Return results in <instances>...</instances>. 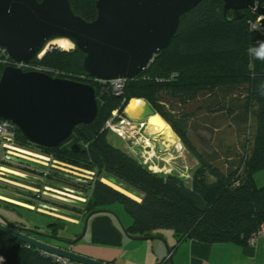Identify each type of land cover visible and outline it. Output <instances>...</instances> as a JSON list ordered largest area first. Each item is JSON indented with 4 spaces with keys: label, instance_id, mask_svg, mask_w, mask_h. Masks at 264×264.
<instances>
[{
    "label": "trees",
    "instance_id": "trees-1",
    "mask_svg": "<svg viewBox=\"0 0 264 264\" xmlns=\"http://www.w3.org/2000/svg\"><path fill=\"white\" fill-rule=\"evenodd\" d=\"M70 1L75 14L87 22L96 20L98 0ZM247 1L264 4V0ZM227 15L229 18L230 13ZM254 18L255 14L247 10L244 18L230 22L225 16L224 0H205L181 18L179 30L169 48L162 51L138 77L127 80L120 97L100 99L94 123L75 128L64 144L56 148L33 145L17 128V142L21 147L37 149L96 173L95 181L87 182L52 172L47 183L58 187L53 184L55 180L78 185L84 191H65L86 200L75 205L73 202L42 199L52 204L53 207L48 205V210L75 218L84 224L93 212L106 213L105 210L110 206L120 203L133 220L125 232L134 239L159 238L164 231L170 230L177 244L186 240L206 244H247L264 224V186L258 187L255 183V175L264 170V96L257 90L258 84L264 81V61L254 60L248 54L249 46L257 40H264V34L250 30L249 22ZM0 58H3L1 47ZM84 58L85 55L77 49L69 53L53 50L43 60L35 59L32 63L41 65L52 78L89 84L98 93L94 78L84 75ZM6 67L0 62V79ZM240 87L246 88L245 102L240 109L249 123H253L249 131L250 142L244 145L245 153L235 160L231 159L233 162L229 160L227 170H223L206 159L192 143L188 136L190 116L175 114L170 100L177 99L186 105L203 96L218 98L219 91L229 94ZM133 100L147 102L155 115L171 126L197 161L191 184H187L177 173H153L108 140L109 133L104 130L106 122L116 110L119 115L126 116L125 111ZM208 109L214 111L211 106ZM215 110L231 115L236 113L235 109L228 108L222 102ZM73 144L79 145L78 152L72 148ZM15 163L22 169L38 170L21 159L10 157L7 160L5 154L0 161L1 165ZM41 173L44 174L43 171ZM102 179L139 197L141 201L103 183ZM3 189L0 184V195L12 199ZM17 190L35 198L32 193ZM6 205L9 208L28 209L20 205ZM51 227V234L61 241L74 240L60 237L57 223ZM53 244L66 247L60 242ZM0 254L6 258V264H58L44 252L3 233H0Z\"/></svg>",
    "mask_w": 264,
    "mask_h": 264
},
{
    "label": "water",
    "instance_id": "water-1",
    "mask_svg": "<svg viewBox=\"0 0 264 264\" xmlns=\"http://www.w3.org/2000/svg\"><path fill=\"white\" fill-rule=\"evenodd\" d=\"M204 1L98 0L97 18L87 22L75 14L70 0H0V47L15 62L29 64L45 57L54 42L64 40L85 55V76L105 82L134 79L169 48L181 18ZM254 8L247 0H224L225 16L230 22L244 18L245 11ZM261 13L264 15V9ZM98 112L96 90L89 84L11 66L3 71L0 120L14 124L33 145L59 147L69 140L75 128L94 123ZM154 115L148 104L143 119ZM72 148L76 152L80 149L77 144ZM101 213L93 212L86 218L84 230L75 240L61 241L54 236L18 227L13 229L1 223L0 233L79 264H105L73 251L84 239L90 219Z\"/></svg>",
    "mask_w": 264,
    "mask_h": 264
},
{
    "label": "rangeland",
    "instance_id": "rangeland-1",
    "mask_svg": "<svg viewBox=\"0 0 264 264\" xmlns=\"http://www.w3.org/2000/svg\"><path fill=\"white\" fill-rule=\"evenodd\" d=\"M251 17L252 16H250V18ZM49 49L51 51L60 50V51H64L66 53H69V52L73 51L75 48H72L69 50H63L56 45H51ZM43 58L44 57H42L41 60H43ZM110 96H115V95L110 94L109 96H105V98L110 97ZM245 97H246V88L240 87V88H237L236 90H234L233 92H230L229 94H226L224 91H219L218 98H216V97L214 98L211 96H203V97H200L199 99H197L196 101L188 103L186 105H183L182 102L177 101V99L171 98V100H170L171 103L174 105V113L175 114H177V115L179 114L180 116L186 114V115L190 116L189 117V134H188V136L192 140V143L195 144L197 149L206 157V159H208L212 164L220 167L223 170H227L226 165H227V162L229 160H230L229 162H233V160H235V158H238V156H241L242 154L245 153L244 145L247 146L250 142V141H248L249 131L251 130V125L253 123H251V124L249 123L250 121H248V119L245 117L244 113H242V109H240V107H242L244 102H245ZM97 101H99V100H97ZM142 101H144V100H142ZM131 102L129 103V106L131 105ZM220 102H222L223 104L228 106V108L232 107L233 109H235V112H236L235 115L234 114L233 115L228 114L227 112H217L215 109L218 107V104ZM129 106L127 107V109L129 108ZM145 106H148V104H147V102L144 101V107L143 108H145ZM209 106H211L213 108V109H211L212 111L214 110L213 112H211L208 109ZM129 113H131V112H129ZM133 114H135V113H133ZM125 115H126V117H128V114L126 113V111H125ZM148 119L144 121L145 122L144 124H146V122H147V127H148ZM153 134L151 136L155 135V137H156L158 135V133L157 134L155 133L154 135ZM108 140L111 141L114 146H116L120 150L124 151V148H122V147H125V144H126L125 142H123L122 140H120L119 138H117L116 136H113L111 134L108 135ZM159 140L162 144L167 145V147H164V148H166V150H169V148L172 151L175 148H176L175 150H179L180 152H177V154L181 153L183 155V157H186L188 163L186 162L187 165L186 164L185 165L189 167L190 171L192 170V168L197 167V165H196L197 163H195L194 158L191 156V154L188 153L186 147L183 145L181 140L178 141V138H177L176 139L178 142L177 144H175V142H176L175 138H170V139L159 138ZM119 142H121L122 144L121 143H120L121 145L118 144ZM115 144H117V145H115ZM180 144H181V147L178 146ZM128 149L131 150L130 147H128ZM125 153L134 158L133 154L130 153V151L129 152L126 151ZM45 154H48V153H45ZM3 156H4V151L0 148V161H1V158ZM10 157L14 158V159L16 158L15 156H10ZM10 157L8 155H6L7 160ZM53 157L60 162H64V163H67L69 165H72L69 162L57 159L55 156H53ZM16 159H18V158H16ZM135 159H137V158H135ZM231 159H233V160H231ZM29 163H31V162H29ZM31 164H33V162ZM185 165H184V167H182V169H186ZM72 166H74V165H72ZM35 167H37L38 170L35 169V171H32V169L31 170L22 169L20 166H17L16 163H15V165L14 164L13 165H5V164L1 165L0 164V184H2L3 187L5 188V189H3L5 191V194L14 198V199L13 198L11 199V198H7V197L0 195V213L3 214L6 218H8L11 222L16 223L18 225L19 224L23 225L22 229H26V230H30V231L33 230V231L43 233V234L52 233L51 225H53L54 223H57V225L59 227L58 234L60 237H67V238L75 240L76 235L83 232L84 227H85V223L81 226H76V225H73L70 223H65V222L77 221V219L71 218L69 216H65L63 214H59L56 212L47 211L49 208L48 205L52 206V204L51 203H45V202L41 201L42 199L43 200L47 199L44 196H43L44 198H41V199L37 198V193H34V190H31L29 188L32 186L28 185V183L32 184L33 181H31L29 179L27 180L23 177H20V175H24V176H28V177L38 179V178H40V176H43L41 172L44 170H40L43 167H40L38 165H35ZM79 168L83 169V170H88V169H85L82 167H79ZM4 170H6V171H4ZM194 170H192L191 173H193ZM88 171H90V170H88ZM91 172H94V171H91ZM51 173H50V175H51ZM56 173H59V172H56ZM75 173H77V175H74V176L69 175V176H72L73 178H77L79 180H83V181H87V182H94L96 179V176H95L94 180L88 181L87 179H85L82 176L84 173H80L78 171H75ZM62 174L68 175V174L63 173V172H62ZM161 174H163V173H161ZM16 178H19V179H16ZM102 180H103V182L107 181V182L111 183L110 181H108L106 179H102ZM186 183L191 184L192 182L190 180V181H186ZM255 183L258 187L264 186V170L258 172L255 175ZM53 184L58 185L57 188L62 193L56 194L60 198L50 199V197H49L48 199L58 200L59 202H67V203L73 202L74 204L75 203L77 204L78 202L83 203V201L72 197L75 195H72V194L64 191L65 189L70 190V191H84L81 187H78V185H74L71 183H69V184L60 183L59 181H55V180L53 181ZM61 187L63 189H60ZM24 188H26V189H24ZM32 188L37 189L36 187H32ZM17 189H20L26 193L27 192L32 193L35 195V198L33 195H32L33 196L32 197V196H27L26 194H24L22 192L19 193ZM29 190H31V191H29ZM40 190L42 193L43 190L42 189H40ZM76 197H79V196H76ZM15 198L35 201V203H34L35 206H31V207H34V210H32L31 208H28L26 206H21V205H24L23 204L24 202L17 201V199L15 200ZM82 198L83 197H81V199ZM1 202H5L6 204H8V203L14 204L15 206H19L21 204L19 207H22L25 209L28 208V209L24 210V209H17V208H11V207L9 208L8 205L1 203ZM15 203H17L18 205ZM70 204H72V203H70ZM40 206H43V207L45 206V207H44V209L38 208ZM54 208L60 209V207H57V206H54ZM110 208L112 209V211H114L115 213L117 212L120 215V216H118L119 218L117 217L118 221H120V220L126 221L125 216L130 218L129 214L127 213L126 209L124 208V206L122 204L116 203V204L112 205ZM29 209H31V210H29ZM39 209L45 210V212H42ZM66 210L70 211V212L72 211V210H68V209H66ZM73 213H75V212H73ZM63 221H65V222H63ZM40 239L47 242V243H50V241L48 239H44V238H40Z\"/></svg>",
    "mask_w": 264,
    "mask_h": 264
},
{
    "label": "crops",
    "instance_id": "crops-1",
    "mask_svg": "<svg viewBox=\"0 0 264 264\" xmlns=\"http://www.w3.org/2000/svg\"><path fill=\"white\" fill-rule=\"evenodd\" d=\"M173 133L175 134L174 131ZM175 136L178 141L181 140L176 134ZM154 140L156 148L166 152L162 156L164 161L170 160L180 170H187L192 174L191 171L195 167L189 170L186 166V162L188 163L186 157H183L181 153L177 154L179 150H175L176 148L173 151L170 148L166 150L158 137H154ZM175 141L177 144V140ZM122 148L124 151H130L134 156V152L128 149L126 144ZM194 161L197 163L195 159ZM154 162L159 168L170 165L159 160ZM184 165L186 169H182ZM158 167L157 170H159ZM137 198L140 202L141 199ZM110 207L105 210L106 213L95 215L90 219L84 239L73 247L75 253L105 264H264V236L258 237L253 243L248 241L247 244H206L195 240H186L177 244L174 233L167 230L159 238L134 240L125 232L133 224L130 215V218L125 216L126 221L120 220V222L117 219L120 215L112 211ZM68 223L76 226L83 225L80 220ZM80 234L82 233L76 236Z\"/></svg>",
    "mask_w": 264,
    "mask_h": 264
},
{
    "label": "built area",
    "instance_id": "built-area-1",
    "mask_svg": "<svg viewBox=\"0 0 264 264\" xmlns=\"http://www.w3.org/2000/svg\"><path fill=\"white\" fill-rule=\"evenodd\" d=\"M255 8L251 11V13L255 14V18L249 22L250 30L253 32H258L264 34V15L260 12V9H264V4L260 5L259 2L254 4ZM2 49V59L0 58V62L5 64L7 67H15L21 68L25 72H43L46 73L45 69H43L40 65L33 64L32 62L29 64H20L15 62L12 58L5 55V49ZM41 61V58H38ZM128 79H119L115 81L105 82L94 79V83L97 85V100L102 99L105 96H109L113 94L115 96H121L124 92V88L126 86ZM104 130H106L109 134L116 136L123 142L127 144L128 147L134 152V158H137L143 165H145L150 171L156 174H172L177 173L184 180H192V174H190L187 170H180L176 165L172 164L170 160L164 161L162 158L165 155L164 150H159L156 148V142L154 140L155 136H151L147 132L146 124L130 119L126 116L119 115V111L116 110L112 113V117L106 122ZM181 147V144L178 145ZM0 148L4 151V154L10 156H15L18 159H23L27 162H33V164L43 167L44 174L40 176V178L36 179L37 182L28 183L31 190H34V193H37V198L41 199L46 197L47 199H56L60 198L56 194H61L62 192L56 186H53L50 183H47V178L51 172H59L66 173L68 175H77L75 171L80 173H84L82 176L88 181L94 180L96 176L95 172H91L88 170L77 168L76 166L69 165L64 162H60L56 160L53 156L49 154H45L37 149L33 148H22L17 142V127L7 121L0 120ZM5 155V156H6ZM155 160L167 162L170 164L169 166H163L159 168L155 165ZM157 167L159 170H157ZM103 182V180H102ZM46 183V184H45ZM22 186V185H21ZM26 189V188H24ZM43 192L41 193V190ZM62 189V188H60ZM29 190V191H31ZM65 191V190H64ZM68 192V191H66ZM70 193V192H68ZM73 198H77L83 202H85V198L76 197L78 196L75 193H70ZM69 195V194H68ZM44 196V197H43ZM29 208L34 210V203H26ZM30 205V206H29ZM39 208H43L40 206ZM42 212L45 210L39 209ZM49 211V210H47ZM264 236V224L261 225L259 230L252 235L249 242L253 243L257 240L258 237ZM46 256H51L55 262L58 264H79L77 262L59 257L52 256L47 253H44Z\"/></svg>",
    "mask_w": 264,
    "mask_h": 264
},
{
    "label": "bare ground",
    "instance_id": "bare-ground-1",
    "mask_svg": "<svg viewBox=\"0 0 264 264\" xmlns=\"http://www.w3.org/2000/svg\"><path fill=\"white\" fill-rule=\"evenodd\" d=\"M53 45H56L58 46L59 48L63 49V50H69V49H72L73 48V45L71 43H69L68 41H56L53 43ZM144 107V101L142 100H133L131 102V105L129 106L128 108V117L132 120H135V121H139V122H142V123H145L144 121L147 120V119H143L144 117V113L145 111L148 109V106H145ZM131 112V113H129ZM135 113V114H133ZM133 116V117H132ZM143 119V120H142ZM146 128H147V132L152 135L153 133L157 134L158 135L156 136V138H164V139H170V138H175V140L177 139V137L175 136V134L173 133V130L170 128V126H168L166 124V122H164V120L160 117V116H152L148 119V127H147V122H146ZM153 134V135H154ZM155 136V135H154ZM171 142V141H170ZM174 142V141H173ZM167 144V143H166ZM163 147H167V145H164L162 144ZM17 161V160H16ZM26 162V161H25ZM34 165V164H33ZM35 166V165H34ZM31 167V166H30ZM6 171V170H4ZM20 177H23L25 179H29L31 181H34V182H37V180L35 178H32V177H28V176H24V175H20ZM106 184L110 185L111 187H113L114 189L122 192L123 194H126L127 196L135 199V200H139L137 198V196H134L133 194L127 192L126 190L118 187V186H115L107 181H105ZM13 203V202H12ZM21 203V202H20ZM17 204V203H15ZM24 204V203H23ZM18 205V204H17ZM21 205V204H20ZM21 206H26L28 207L27 205H21ZM29 208V207H28Z\"/></svg>",
    "mask_w": 264,
    "mask_h": 264
},
{
    "label": "clouds",
    "instance_id": "clouds-1",
    "mask_svg": "<svg viewBox=\"0 0 264 264\" xmlns=\"http://www.w3.org/2000/svg\"><path fill=\"white\" fill-rule=\"evenodd\" d=\"M248 54L254 60L264 61V40H257L254 45H250ZM257 90L261 96H264V81L258 84ZM0 264H6V258L2 254H0Z\"/></svg>",
    "mask_w": 264,
    "mask_h": 264
},
{
    "label": "flooded vegetation",
    "instance_id": "flooded-vegetation-1",
    "mask_svg": "<svg viewBox=\"0 0 264 264\" xmlns=\"http://www.w3.org/2000/svg\"><path fill=\"white\" fill-rule=\"evenodd\" d=\"M126 113L128 114V109H126ZM129 115V114H128ZM130 116V115H129ZM1 217H3V219L1 218ZM5 222H9V223H11V224H6ZM0 223L1 224H4L5 226H8V227H10V228H13L14 229V227H18V228H22V226H20V225H18V224H16V223H13V222H11L8 218H6L3 214H1L0 213ZM20 232H23V231H21V230H19ZM25 234H28V233H25ZM32 235V234H31ZM47 235H49V236H53L51 233H47ZM32 236H34V235H32ZM50 241V240H49ZM51 243H55L54 241H51Z\"/></svg>",
    "mask_w": 264,
    "mask_h": 264
}]
</instances>
